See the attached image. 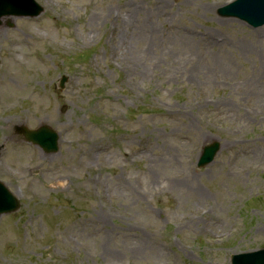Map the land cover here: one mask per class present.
<instances>
[{"label":"rangeland","instance_id":"374dc122","mask_svg":"<svg viewBox=\"0 0 264 264\" xmlns=\"http://www.w3.org/2000/svg\"><path fill=\"white\" fill-rule=\"evenodd\" d=\"M35 1L37 18L0 20V180L20 202L0 216V264H230L264 248V26L218 17L230 0ZM41 123L57 152L14 133Z\"/></svg>","mask_w":264,"mask_h":264},{"label":"water","instance_id":"95a60500","mask_svg":"<svg viewBox=\"0 0 264 264\" xmlns=\"http://www.w3.org/2000/svg\"><path fill=\"white\" fill-rule=\"evenodd\" d=\"M25 1L29 2V0H25ZM11 2L17 5L15 7L18 8L25 7L23 0H11ZM6 3L7 0H0V18L2 16L11 15V13L7 11L8 5ZM235 9L242 12L243 19L254 21V23L258 25L264 24V0H240L237 3ZM27 10L28 9H26L25 12L18 11L17 15L34 17L41 12V9L38 7H35V10L34 8L31 11L30 10L27 11ZM232 12L234 13L235 11L232 10ZM229 15H232V13H229ZM49 132L51 131H49L47 127H41L36 131H24L23 135L27 140L32 141L34 143H39L47 151H55L56 149L55 136ZM217 150H218V145L216 143L212 144L209 147L204 148L202 155L199 159L198 166L201 167L210 163ZM18 207H19L18 202L7 192V190L0 183V215L14 212L18 209ZM263 255L264 252L255 255H248L245 257V260L242 262L246 264L247 263L257 264L258 261L264 260Z\"/></svg>","mask_w":264,"mask_h":264},{"label":"bare ground","instance_id":"6f19581e","mask_svg":"<svg viewBox=\"0 0 264 264\" xmlns=\"http://www.w3.org/2000/svg\"><path fill=\"white\" fill-rule=\"evenodd\" d=\"M16 67L20 66L17 62L14 64ZM4 73H7V70H5ZM17 78H18V81H17V85L15 87H12L11 85V94L14 96V97H19L23 94V92L26 91V89H24L27 84L29 83V79L30 77L27 75V73L25 72L24 74H16ZM5 89H8L10 88L9 85H8V81H7V84H5ZM24 89V90H23ZM29 95L33 96L34 94L30 93L29 92ZM51 115H53L52 112H50ZM22 120H26V121H30V119H26L25 118H22ZM39 157V156H38ZM99 219V218H98ZM188 227V225L185 226V228Z\"/></svg>","mask_w":264,"mask_h":264}]
</instances>
